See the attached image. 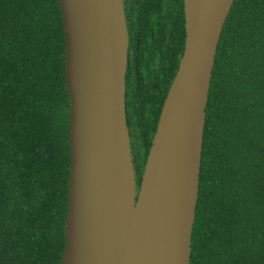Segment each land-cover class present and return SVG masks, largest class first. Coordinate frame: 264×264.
I'll return each instance as SVG.
<instances>
[{"label":"trees","instance_id":"16d2710c","mask_svg":"<svg viewBox=\"0 0 264 264\" xmlns=\"http://www.w3.org/2000/svg\"><path fill=\"white\" fill-rule=\"evenodd\" d=\"M143 4L154 29H128L138 190L187 37L184 0ZM70 117L59 0H0V264H62ZM191 264H264V0H236L219 42Z\"/></svg>","mask_w":264,"mask_h":264},{"label":"water","instance_id":"95a60500","mask_svg":"<svg viewBox=\"0 0 264 264\" xmlns=\"http://www.w3.org/2000/svg\"><path fill=\"white\" fill-rule=\"evenodd\" d=\"M186 49L165 100L138 190L127 116L124 0H59L71 96L69 209L62 264H138V233L158 220L168 259L191 264L213 71L236 0H184ZM127 149L131 206L116 209L109 170Z\"/></svg>","mask_w":264,"mask_h":264},{"label":"bare ground","instance_id":"6f19581e","mask_svg":"<svg viewBox=\"0 0 264 264\" xmlns=\"http://www.w3.org/2000/svg\"><path fill=\"white\" fill-rule=\"evenodd\" d=\"M118 167L109 170V189L116 209L131 206L134 198L133 173L127 149H122ZM140 257L138 264H162L168 259L158 220L149 219L137 236Z\"/></svg>","mask_w":264,"mask_h":264},{"label":"flooded vegetation","instance_id":"af4514ba","mask_svg":"<svg viewBox=\"0 0 264 264\" xmlns=\"http://www.w3.org/2000/svg\"><path fill=\"white\" fill-rule=\"evenodd\" d=\"M145 1H152V0H145ZM143 2L144 0H124L125 16H126V22H127L128 29H135L138 27L143 28L144 23H145L143 15L144 14L146 15L148 12H150V8L147 7L145 4H143ZM144 27L146 28L152 27V29H154L153 28L154 25H146ZM186 40H187V37H186ZM129 52H130V47H129ZM131 144H132V140H131Z\"/></svg>","mask_w":264,"mask_h":264}]
</instances>
